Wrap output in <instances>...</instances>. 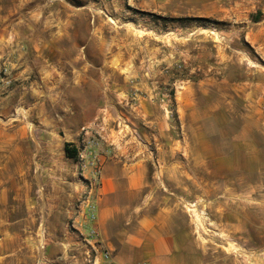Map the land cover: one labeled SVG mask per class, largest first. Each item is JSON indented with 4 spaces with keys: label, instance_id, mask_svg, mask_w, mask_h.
<instances>
[{
    "label": "rangeland",
    "instance_id": "1",
    "mask_svg": "<svg viewBox=\"0 0 264 264\" xmlns=\"http://www.w3.org/2000/svg\"><path fill=\"white\" fill-rule=\"evenodd\" d=\"M223 1L19 0L12 27L0 17V264L104 255L89 250L77 220L91 174L64 149L81 139L80 107L94 99L92 122L105 114L115 142L109 156L142 150L146 199L169 213L183 246L168 264H264V99L228 103L217 85L224 74L261 73L264 60L223 20ZM153 72L169 81L150 99L161 111L143 116L134 80Z\"/></svg>",
    "mask_w": 264,
    "mask_h": 264
},
{
    "label": "crops",
    "instance_id": "2",
    "mask_svg": "<svg viewBox=\"0 0 264 264\" xmlns=\"http://www.w3.org/2000/svg\"><path fill=\"white\" fill-rule=\"evenodd\" d=\"M3 4L6 5L4 12L2 11ZM18 4L19 0H0V17H4V20L9 18L5 28L14 25L15 22L11 17L18 11ZM223 5V20L226 21L227 16H231L233 32L239 34V39L247 42L264 60V0H224ZM259 14V19L254 20L253 17ZM28 61L26 57L18 60L17 76L19 78L26 77L27 64L30 63ZM80 71L84 72L82 69ZM80 79L82 81L88 79L87 73L83 74ZM134 81L138 82L143 92L139 99L138 113H143L144 116L150 112L149 107L153 105L157 106V112L161 111L159 110L161 105L151 102L150 99L160 92L159 87L162 88V84L168 82L169 77L154 72L147 75L143 73ZM213 82L209 78L200 80L203 86H208ZM217 85L221 90V96H225L228 103L230 96L236 97L237 103L247 99L251 103L255 97L264 99V71L259 73L257 69L249 70L233 78L229 74H224L217 78ZM142 102H144L143 105ZM261 103L264 104L262 100ZM262 107L264 110L263 105ZM80 108L87 116L82 122L77 123L76 129L92 122L99 107L97 100L94 99L83 103ZM149 120L154 121L151 118ZM48 121L52 120L48 119ZM164 122L165 119H162V124ZM166 123L168 122L164 123L165 126ZM141 152L142 150L133 143L130 146L122 145L114 156L105 157L101 172V186L96 196L97 219L94 223L86 225L87 218L84 212L77 208L79 212L77 220L79 219L83 225L79 227L80 230L87 232L94 225L98 231V236L88 242L91 245L90 251L95 250L98 253L100 249L103 253L110 251L111 259L119 264H132L138 259L147 261L149 264H168L175 252L181 250L183 246L177 245L175 235L169 230V213L162 209L155 213L152 212V203L146 199L149 171L140 157ZM99 262L110 264L101 252L96 254L95 264Z\"/></svg>",
    "mask_w": 264,
    "mask_h": 264
},
{
    "label": "built area",
    "instance_id": "3",
    "mask_svg": "<svg viewBox=\"0 0 264 264\" xmlns=\"http://www.w3.org/2000/svg\"><path fill=\"white\" fill-rule=\"evenodd\" d=\"M105 116L104 114V116L98 117L96 119L97 121L92 122V124L82 126L80 131L81 139L77 143V161L80 163L83 171L91 172V177H88L90 180V188L87 196L81 201L80 205L87 218L86 225L88 223H94L97 219L98 202L96 199V187L99 188L101 185V172L105 157L109 156L115 147L114 140L109 139L105 134L106 125L108 124L105 121ZM121 130L124 131V127ZM81 233L88 242L98 236V231L94 225L87 232L82 229ZM104 258L110 261V264H119L111 259L110 251H105Z\"/></svg>",
    "mask_w": 264,
    "mask_h": 264
},
{
    "label": "trees",
    "instance_id": "4",
    "mask_svg": "<svg viewBox=\"0 0 264 264\" xmlns=\"http://www.w3.org/2000/svg\"><path fill=\"white\" fill-rule=\"evenodd\" d=\"M259 15L254 16V20H258L259 19ZM65 154L67 157L69 158H73V159H77V155H78V146L73 143V142H66L65 143Z\"/></svg>",
    "mask_w": 264,
    "mask_h": 264
}]
</instances>
